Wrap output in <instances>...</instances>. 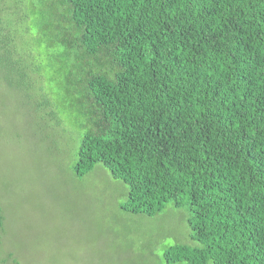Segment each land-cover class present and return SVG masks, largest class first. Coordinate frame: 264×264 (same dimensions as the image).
I'll return each instance as SVG.
<instances>
[{
  "label": "trees",
  "instance_id": "1",
  "mask_svg": "<svg viewBox=\"0 0 264 264\" xmlns=\"http://www.w3.org/2000/svg\"><path fill=\"white\" fill-rule=\"evenodd\" d=\"M67 170L178 213L160 264H264V0H0V264H152L71 229Z\"/></svg>",
  "mask_w": 264,
  "mask_h": 264
},
{
  "label": "rangeland",
  "instance_id": "2",
  "mask_svg": "<svg viewBox=\"0 0 264 264\" xmlns=\"http://www.w3.org/2000/svg\"><path fill=\"white\" fill-rule=\"evenodd\" d=\"M22 131L23 129L16 132L21 134ZM69 134L70 132L68 131L62 132L63 136H68ZM64 163L61 165L66 170L67 166ZM62 185L63 187L59 189L60 194L56 197L52 196L53 198L51 199L57 201L56 207H59L58 209L62 211V215H73L74 224L73 222H66L67 229L65 231H70L72 224L73 227L71 229L75 230L77 219L79 218L86 220L87 227H93L95 221L100 220L99 218L101 217L102 226L107 227L105 231H108L119 243L122 241L121 237L126 230L125 234L129 238V243L132 241L136 242L135 236L141 233V242L136 243L142 247L141 249L144 248L141 254L145 255L152 264H160L164 248L173 244L176 238L182 236L179 234L182 231V219L177 212L169 218L160 220L159 218L167 211L161 213L158 218L124 214L120 209V204L124 201L126 192L118 186L115 180L108 176L107 172L94 171L83 178L76 179L70 170H67L62 176ZM51 201L49 203H53ZM65 208H67L68 213ZM94 212H98V215H94L96 218L92 216ZM51 213H47V215L50 216ZM84 229L82 234L90 235V232L86 228ZM60 235H58L59 238ZM137 240L140 241V239ZM135 252L136 250L133 251V255ZM137 261L139 263V258Z\"/></svg>",
  "mask_w": 264,
  "mask_h": 264
}]
</instances>
